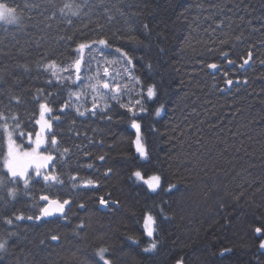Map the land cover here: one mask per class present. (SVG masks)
Returning <instances> with one entry per match:
<instances>
[{
	"label": "trees",
	"instance_id": "16d2710c",
	"mask_svg": "<svg viewBox=\"0 0 264 264\" xmlns=\"http://www.w3.org/2000/svg\"><path fill=\"white\" fill-rule=\"evenodd\" d=\"M0 2L24 13L22 26L0 23V109L17 114L25 134L37 129L43 100L38 89L53 93L56 114L69 99L89 108L92 103L90 90L78 102L69 95L87 85V72L82 81L60 84L51 72L37 68L38 61L68 66L76 58L77 43L111 36L117 29L125 32L124 18L113 4L125 13H139L133 27L143 41L112 38L114 47L104 50L110 59L118 56L117 46L127 51L133 58L130 74L140 84L121 65L114 66L111 71L121 73L115 79L123 95L108 100L110 111L78 117L72 107L55 127L61 149H70L67 155L55 153L64 183L50 187L40 180L29 189L22 183L0 189V237L8 239L0 264H103L96 256L100 247L108 248L113 264H264L259 248L264 234L254 231L264 228V0H89L91 7H82L79 19L69 17L72 26L57 11L48 27L39 15L41 10L51 15L47 0ZM65 2L71 0H54L57 8ZM25 3L40 7L29 12ZM109 14L115 17L111 23ZM249 50L252 59L241 68ZM90 56L99 59L95 52L86 53ZM210 63L219 65L215 73L208 70ZM92 68L94 74L95 61ZM150 85L156 86L157 96L148 100ZM137 99L146 111L135 106L133 115L120 107L135 105ZM133 119L140 124L146 159L136 151ZM137 170L144 179L159 175L161 186L150 191L133 175ZM71 176L77 177L76 188ZM89 179L94 186L82 185ZM8 187L17 188L15 199L8 197ZM42 194L69 199L67 218L28 220L39 214ZM101 197L111 203L102 207ZM146 214L156 220L152 238L144 231ZM16 215L25 218L16 220ZM52 234L60 236L59 242L50 240ZM151 239L158 247L146 253Z\"/></svg>",
	"mask_w": 264,
	"mask_h": 264
},
{
	"label": "snow or ice",
	"instance_id": "6c2138e0",
	"mask_svg": "<svg viewBox=\"0 0 264 264\" xmlns=\"http://www.w3.org/2000/svg\"><path fill=\"white\" fill-rule=\"evenodd\" d=\"M104 0H100V3L103 4ZM47 3L51 6V15H45L44 11L41 10L39 15L43 16V20L40 23H44L46 27L50 26L46 22L52 20L56 17L57 11L62 17V22L66 23L69 26L73 25V20L71 17L80 18V12L82 7L89 6V0H82L81 3H77L76 0H71V2H65L62 7L57 8L54 0H47ZM29 12L33 9H39V5L32 3H25L23 6ZM116 9V12L119 13L121 17L124 18V23L127 26L126 31L121 33L119 29L111 33L109 36L107 33H104L99 36V38L82 41L77 43L74 52L77 54L76 58L68 66H61L55 60H48L47 62H37V68H42L45 72H51L52 77H54L58 83H75L76 81H82L85 79V72L88 73L86 76L87 85L82 87L80 91L70 92V97H75V101H80L81 96H87L90 90L92 95L91 107L75 103L69 99L65 101L59 108V114H56V109L54 104L56 103V98L53 93L48 92L47 95H44L43 89H38L37 92L43 96V100L39 102V119L35 120V124L39 126V130L35 131L34 135L32 132L25 134L23 124L20 121V118L17 114L5 113L4 110L0 109V164H2V169H0V189L5 188L9 183L13 185L23 184L25 189H29L34 183H38L40 180H43L45 185L54 186L56 184H63L64 181L61 180L60 175L58 174V169L56 168V159L54 153L59 152L60 155H67L70 152L68 147L61 149L60 141L58 140L55 127L58 126L61 121V117L67 112L69 108L75 107V112L78 117H85L87 114L95 117L98 113H106L110 111V106L108 100H119L121 99L123 92L121 90V85L117 82L115 77L120 76V72H113L111 69L116 65H121L124 72L131 73V69L128 67L133 64V58L129 53L123 50L121 47H115L114 52L118 54L114 58H108L105 54V49H112L114 46L112 44V38L116 40H129L135 43H142L140 37L136 34V29L133 27L135 20L132 19L135 16H138L139 13H125L115 4L112 5ZM214 7H220V5H214ZM105 12L108 13L109 9L105 8ZM23 11H19L17 7L10 6L8 3L0 2V22L7 24H14L17 26L23 25ZM115 17L111 14L107 15V21H111ZM91 23V21H89ZM104 25H101L97 22V29L103 30ZM143 28L145 34H147L150 29L148 24H144ZM237 40H240L241 37H235ZM64 39V37H60ZM68 40H72L71 36L67 37ZM221 44L227 43V41H220ZM164 49L161 48V52ZM97 53V56H90L86 58V53ZM47 55V54H46ZM221 55L224 57L228 56L227 52H221ZM253 53L251 50L247 53V58H241L243 63L240 65L243 68L245 65H248L252 59ZM95 61V72L93 74L92 64ZM230 64H233L234 61L229 60ZM264 63V61H262ZM25 71L28 70L27 65H20ZM209 69H217L218 65L215 63H210L207 65ZM151 68V65H149ZM102 69V75H101ZM67 72L69 75L67 77L58 75V71ZM73 75L75 76V81L72 80ZM227 76V73H225ZM129 79L135 80L137 84H140L141 81L138 77L129 75ZM2 80V77H0ZM225 84L228 86L233 85L232 79H226ZM51 84V81H48ZM238 83V81H237ZM247 83V81H245ZM126 87V86H125ZM111 93V95H109ZM143 96V93H141ZM146 96L148 100L153 99L157 96V89L155 85H150L147 87ZM12 100H15L16 103H20V98L18 96H11ZM144 101L141 99L135 100V105L129 104H120L121 108H126L128 112L133 113L134 107L139 106L140 111H146L143 107ZM81 107H84V111H81ZM163 105L156 109V115L159 116L163 110ZM107 119L111 120V116H107ZM11 121V123H9ZM75 121H73V124ZM132 127L137 130V138L135 141L136 151L139 153L141 158H147L148 153L145 148L144 143L141 140L140 134V124L137 123L135 119L132 120ZM18 134V135H17ZM25 135H27V144L25 145L23 140ZM20 140L18 143L17 140ZM104 159V157H100ZM92 167V165H88ZM137 180H142L144 184L147 185L148 189L152 192H155L161 186V177L159 175H153L144 179L141 171L137 170L133 173ZM70 179L73 181L72 187L76 188L77 185L75 181L77 180L76 176H71ZM85 186H94L93 180H85ZM175 188V185H169V190ZM8 197L15 199L17 196L16 187L7 188ZM27 194V192L25 193ZM41 201H46L45 205L40 208V214L33 217L28 216V220H41L45 217H51L54 214H59L64 218H67L66 206L70 207V200H59L51 199L48 195H41ZM100 203L102 205H108V200L104 197L100 198ZM83 207V205H81ZM25 217L23 215H16V220H22ZM7 224H12L13 220L10 218H5ZM83 225H80L82 227ZM144 231L145 234L152 238L156 232V220L150 215L146 214L144 217ZM257 235L264 234V228L256 227L254 229ZM9 236L15 235V233H9ZM50 240L53 242H59L60 236L58 234L50 235ZM41 244H45L44 240L40 241ZM158 247V242L156 239H151L148 246L144 249V252H154ZM259 248L264 249V240H261L259 243ZM8 251V239L0 237V253H6ZM108 248L100 247L96 251V256L99 258V261H102L103 264H113V261L109 258ZM227 251V250H225ZM223 255V253H222ZM177 264H182V261H177Z\"/></svg>",
	"mask_w": 264,
	"mask_h": 264
},
{
	"label": "water",
	"instance_id": "95a60500",
	"mask_svg": "<svg viewBox=\"0 0 264 264\" xmlns=\"http://www.w3.org/2000/svg\"><path fill=\"white\" fill-rule=\"evenodd\" d=\"M218 65V64H217ZM208 68V67H207ZM218 68H219V65H218ZM218 68L217 69H215V70H213V69H209L208 68V70L211 72V73H215V71L216 70H218ZM134 130L136 131V133H137V130L134 128ZM42 195H46V194H42ZM41 196V195H40ZM40 196H39V201L40 202H42L43 203V206L45 205V203H46V201H41L40 200ZM50 197V196H49ZM51 199H58V198H53V197H50ZM65 200V199H64ZM67 200H69V199H67ZM63 201V200H62ZM101 204V203H100ZM42 206V207H43ZM101 206L103 207L104 205H102L101 204ZM68 206H66V208H67ZM80 208H81V205L79 206ZM39 214H40V212H39ZM38 214V215H39ZM51 217H60V218H62L63 216H60L59 214H54L53 216H51ZM51 217H45V218H42L41 220H47V219H49V218H51ZM33 220H35V219H33ZM35 221H37V220H35ZM40 221V220H39ZM38 222V221H37ZM257 235V234H256ZM257 236H259V235H257ZM262 240H264V239H262ZM264 250V249H263ZM223 252H225V250H223V251H221L220 253H223ZM179 261V260H178ZM175 264H177V261H176V263ZM182 264H183V262H182Z\"/></svg>",
	"mask_w": 264,
	"mask_h": 264
},
{
	"label": "rangeland",
	"instance_id": "374dc122",
	"mask_svg": "<svg viewBox=\"0 0 264 264\" xmlns=\"http://www.w3.org/2000/svg\"><path fill=\"white\" fill-rule=\"evenodd\" d=\"M0 23H4V22H0ZM6 24H7V23H6ZM57 71H58V75H61V76H64V77H67V76L69 75V73H67V72H60L59 70H57ZM73 77L75 78L74 75H73ZM36 119H39V111H38V114H37ZM9 123H10V121H9ZM38 130H39V126L37 125V129H36V131H38ZM34 133H35V132H34ZM34 133H33V135H34ZM136 138H137V137H136ZM136 138H135V140H134V144H135ZM17 142L19 143L20 141L17 140ZM23 142H24L25 145L27 144V135H25ZM135 146H136V144H135ZM143 221H144V220H143ZM143 224H144V223H143Z\"/></svg>",
	"mask_w": 264,
	"mask_h": 264
},
{
	"label": "flooded vegetation",
	"instance_id": "af4514ba",
	"mask_svg": "<svg viewBox=\"0 0 264 264\" xmlns=\"http://www.w3.org/2000/svg\"><path fill=\"white\" fill-rule=\"evenodd\" d=\"M54 156H56V154H55V153H54ZM82 185H84V184H82ZM109 203H111V202H110V201H108V204H109ZM103 207H105V205H104Z\"/></svg>",
	"mask_w": 264,
	"mask_h": 264
}]
</instances>
